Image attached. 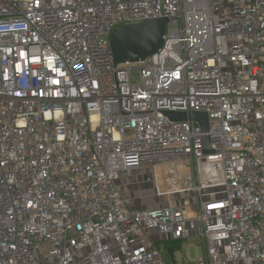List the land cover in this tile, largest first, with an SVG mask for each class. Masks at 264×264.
<instances>
[{
	"label": "built area",
	"instance_id": "obj_1",
	"mask_svg": "<svg viewBox=\"0 0 264 264\" xmlns=\"http://www.w3.org/2000/svg\"><path fill=\"white\" fill-rule=\"evenodd\" d=\"M160 17L115 65L114 29ZM147 168L167 205L125 197ZM0 264H264V0H0Z\"/></svg>",
	"mask_w": 264,
	"mask_h": 264
},
{
	"label": "water",
	"instance_id": "obj_2",
	"mask_svg": "<svg viewBox=\"0 0 264 264\" xmlns=\"http://www.w3.org/2000/svg\"><path fill=\"white\" fill-rule=\"evenodd\" d=\"M167 17L149 18L138 23L120 25L111 34V50L114 64L138 63L158 52L164 45L167 31ZM165 114L174 121L198 122L203 130L209 129V117L205 112H175L166 111ZM205 153L212 152L210 138L203 137ZM171 251V248L168 249ZM172 260L175 261L171 253Z\"/></svg>",
	"mask_w": 264,
	"mask_h": 264
},
{
	"label": "rangeland",
	"instance_id": "obj_3",
	"mask_svg": "<svg viewBox=\"0 0 264 264\" xmlns=\"http://www.w3.org/2000/svg\"><path fill=\"white\" fill-rule=\"evenodd\" d=\"M134 74L137 75V71ZM154 178H156L155 171L152 168H147L140 171H133L132 174L128 173L123 175L119 180V184L125 197L133 205L147 208L167 205L169 202L168 198L156 196ZM151 234L156 236V238H160V234L154 228L151 229ZM166 243L174 248L178 263H181L184 257L185 259L195 260L197 255L201 253L194 246L188 249L185 248L182 242L168 241Z\"/></svg>",
	"mask_w": 264,
	"mask_h": 264
}]
</instances>
